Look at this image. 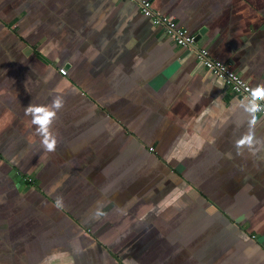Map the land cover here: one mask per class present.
<instances>
[{"label": "crops", "instance_id": "0c3cea01", "mask_svg": "<svg viewBox=\"0 0 264 264\" xmlns=\"http://www.w3.org/2000/svg\"><path fill=\"white\" fill-rule=\"evenodd\" d=\"M148 1L0 0V264H264V117L153 23L264 88V0Z\"/></svg>", "mask_w": 264, "mask_h": 264}, {"label": "built area", "instance_id": "2783aa9c", "mask_svg": "<svg viewBox=\"0 0 264 264\" xmlns=\"http://www.w3.org/2000/svg\"><path fill=\"white\" fill-rule=\"evenodd\" d=\"M137 2L143 13H151V2L148 0H131ZM153 23L156 27L162 28L173 41L182 48L194 50L202 67L221 80L226 88L234 95L246 98L254 106L255 110L264 117V97L253 99V91L250 83L236 73L231 64L212 59L206 48L197 47L196 35L191 34L186 28L177 26L173 19L163 16H155ZM153 150V149H152Z\"/></svg>", "mask_w": 264, "mask_h": 264}, {"label": "clouds", "instance_id": "9594fccd", "mask_svg": "<svg viewBox=\"0 0 264 264\" xmlns=\"http://www.w3.org/2000/svg\"><path fill=\"white\" fill-rule=\"evenodd\" d=\"M251 95H252L253 99H256L259 97H264V88L254 89L252 91ZM61 104H62L61 99L59 97L55 98L53 100V109L58 110L61 107ZM54 110H48L47 108H44V107H35V108L29 107L26 109L27 112L33 113V117H34L33 122L38 125L37 131L41 135H45L46 133H48V131H49L48 125L54 116ZM246 142H248V143L251 142L250 136L247 139V141H245V140L240 141L241 144H244ZM44 144H45V147L49 150H52V148L54 147V141L49 142L48 139L44 140Z\"/></svg>", "mask_w": 264, "mask_h": 264}, {"label": "water", "instance_id": "95a60500", "mask_svg": "<svg viewBox=\"0 0 264 264\" xmlns=\"http://www.w3.org/2000/svg\"><path fill=\"white\" fill-rule=\"evenodd\" d=\"M204 34V30L200 31L199 35L196 36V43H198L201 39V36Z\"/></svg>", "mask_w": 264, "mask_h": 264}, {"label": "rangeland", "instance_id": "374dc122", "mask_svg": "<svg viewBox=\"0 0 264 264\" xmlns=\"http://www.w3.org/2000/svg\"><path fill=\"white\" fill-rule=\"evenodd\" d=\"M60 72H61V74H63V75H67V71L64 70V69L60 70ZM67 76H68V75H67Z\"/></svg>", "mask_w": 264, "mask_h": 264}]
</instances>
